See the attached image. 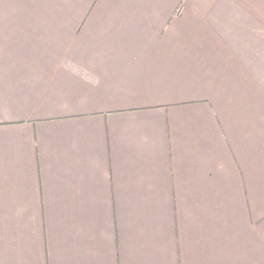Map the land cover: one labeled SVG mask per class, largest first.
Returning <instances> with one entry per match:
<instances>
[{
    "label": "crops",
    "instance_id": "0c3cea01",
    "mask_svg": "<svg viewBox=\"0 0 264 264\" xmlns=\"http://www.w3.org/2000/svg\"><path fill=\"white\" fill-rule=\"evenodd\" d=\"M178 2L0 0V264H264V0Z\"/></svg>",
    "mask_w": 264,
    "mask_h": 264
},
{
    "label": "rangeland",
    "instance_id": "374dc122",
    "mask_svg": "<svg viewBox=\"0 0 264 264\" xmlns=\"http://www.w3.org/2000/svg\"><path fill=\"white\" fill-rule=\"evenodd\" d=\"M186 1L187 0H179V2H178V4H177V6H182V5H184L185 3H186ZM260 26H256V28H255V33H257L258 34V28H259ZM261 58L262 57H260V58H258L259 60H261ZM256 63H259V64H256V71L257 70H264V62H260V61H256ZM256 82H258L259 83V85H261V86H263L264 84H263V81L262 80H260V79H256Z\"/></svg>",
    "mask_w": 264,
    "mask_h": 264
}]
</instances>
